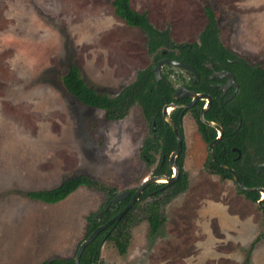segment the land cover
Listing matches in <instances>:
<instances>
[{
  "label": "rangeland",
  "instance_id": "1",
  "mask_svg": "<svg viewBox=\"0 0 264 264\" xmlns=\"http://www.w3.org/2000/svg\"><path fill=\"white\" fill-rule=\"evenodd\" d=\"M113 1L0 0V264L73 258L88 217L101 213L107 200L89 187L56 204L28 193L87 175L119 194L139 188L151 174L139 157L148 135L140 106L109 121L63 82L77 65L90 88L115 97L154 66L146 34L126 25ZM131 6L157 29L169 28L177 44L199 42L210 7L224 46L264 68V0H131ZM163 71L178 86V75L189 79L180 69ZM184 125L185 168L193 174L188 190L162 207L165 223L155 235L145 211L152 199L141 203L126 254L106 241L103 262L264 264L263 210L232 181L203 172L206 145L192 119Z\"/></svg>",
  "mask_w": 264,
  "mask_h": 264
},
{
  "label": "trees",
  "instance_id": "2",
  "mask_svg": "<svg viewBox=\"0 0 264 264\" xmlns=\"http://www.w3.org/2000/svg\"><path fill=\"white\" fill-rule=\"evenodd\" d=\"M113 6L116 15L123 20L126 25L139 28L146 34L148 38V50L154 57V65L158 60L163 58V52L167 51L168 57L189 64L203 76L205 72L204 62L208 60L214 61L217 58H234V54L228 50L220 40L217 16L210 7L206 10L209 22L201 33L199 42L193 44H177L172 39L169 28L159 30L154 27L147 13H140L132 8L131 0H114ZM257 70L264 78V68L258 67ZM164 77L167 79L166 75H164ZM63 82L68 92L83 105L105 111L106 118L109 121L125 118L132 107L139 105L143 107L150 121H153L152 118H154L159 126H164L162 109L165 104L175 101L172 97L175 88L164 80L158 81L156 79L154 66L140 71L136 81L125 87L115 97L100 94L90 88L83 80L77 65L71 67L70 72L64 76ZM191 85V88L198 92H203L205 90L202 81L198 84L192 82ZM201 105L202 103L199 104V106ZM199 124L203 131L204 128H207L200 120ZM165 127H167V132H169V134L167 133L168 136L164 133L165 143L168 146L166 148V154L168 156L170 152L176 148L177 142L169 126ZM214 137L215 134L213 136L206 135L207 141H210ZM178 164L181 166L182 162L179 161ZM212 164L217 170V173L224 174L225 178H232L228 172L221 169L216 163L213 162ZM169 172L171 171L169 170ZM259 182L262 183V181H257L255 184ZM188 185L189 181L187 175L183 174L177 179L174 186L169 188L170 190L164 192L159 191L158 189L162 184H153L149 186L141 195L139 201L135 203L134 207L120 221L115 222L109 228L101 232L100 235L86 247L80 260L81 264H105L102 260L101 253L106 241H114L119 252L125 255L131 238V229L135 219L134 213L139 208L140 204L146 202L149 198L152 199V202L147 204L145 211L147 213V220L150 224L151 234L155 235L165 223V217L161 213L162 207L168 201L185 192L188 189ZM80 187L97 189L104 192L107 196L106 203L100 211L102 212V216L98 217L97 213L88 217L89 227L85 240L100 226L105 225L120 214L128 206L137 190H130V196L127 199L119 203H113V198L118 194L116 188L108 187L87 175H78L77 177L65 181L55 189L30 192L28 193V197L47 204H56L67 199ZM154 191H156V193L152 195ZM240 192L246 194V196L254 202H257L259 198V193L257 192H246L243 190H240ZM160 197H164V199L161 200ZM262 210L264 212V209ZM78 250L73 258H54L42 264H76Z\"/></svg>",
  "mask_w": 264,
  "mask_h": 264
},
{
  "label": "flooded vegetation",
  "instance_id": "3",
  "mask_svg": "<svg viewBox=\"0 0 264 264\" xmlns=\"http://www.w3.org/2000/svg\"><path fill=\"white\" fill-rule=\"evenodd\" d=\"M230 51L234 54V58H217L214 61L208 60L204 62L205 72L203 76L189 64L172 59L167 56V51L163 52V58L158 60L154 65L155 77L157 64L165 58L188 65L191 69L169 63H165L162 66V79L160 80L170 83L171 86L175 88L172 94L175 101L165 104L162 109L164 126H159L154 118H152L153 121H150L145 110L140 106L148 126V135L143 139L139 157L148 168H152L150 176L146 179L160 176L172 178L175 175V169L171 168V156L178 149V139L172 126L165 118L164 110L168 105L181 106L175 108L169 107L167 109L168 116L177 126L183 141L182 152L176 158V163L180 168L179 177L186 174L188 181H190L193 175L185 168L187 144L184 124L185 119L190 118L196 124L197 135L206 145V157L204 161L205 171L203 172L211 174L212 176H218L223 181H232L236 185L238 192L242 194L246 200L257 203L259 208L264 209L259 206V201L264 198L263 193L260 191H248L243 189L236 182L234 174L230 172V170H233L245 187L264 190V78L257 70L260 66L252 65L245 59L237 56L232 50ZM165 66L170 70H183L189 75V79L186 80L178 75L177 80L180 81V85H176L171 79L169 74L170 71L166 73L163 71ZM164 75L167 76V79ZM255 78H257V80ZM201 81L205 89L203 92H198L191 88L192 82L198 84ZM183 87H187L190 91L198 94L207 95L211 98V101L205 98L197 101L193 107L186 109L185 106L193 101L192 98L188 96H184L180 99L174 98V94ZM200 103H202L201 106H199ZM203 110H206V120L213 122L217 127L203 122ZM199 120L207 127L206 129L204 128V131L199 124ZM165 126H169L177 142L176 148L170 152L168 156L166 154V148L168 146L165 143V135L168 136L169 132H167L168 129ZM221 130H223L222 136ZM164 133L166 134L164 135ZM214 134L215 137L207 141L206 135L213 136ZM218 138H221V140L213 145L211 151V143ZM179 161L182 162L181 166L178 164ZM213 162L221 169L228 172L232 178H225L224 174L217 173V170L213 167ZM221 165L228 167V170L224 169ZM169 170L171 172H169ZM257 181H262V183L259 182L255 184ZM154 184H162L158 190L164 192L170 190L169 188L173 187L175 183L171 186H167L166 183ZM149 186L144 191H146ZM240 190L259 193L257 202L248 198L246 194L241 193ZM155 193L156 191H154L152 195H155Z\"/></svg>",
  "mask_w": 264,
  "mask_h": 264
},
{
  "label": "water",
  "instance_id": "4",
  "mask_svg": "<svg viewBox=\"0 0 264 264\" xmlns=\"http://www.w3.org/2000/svg\"><path fill=\"white\" fill-rule=\"evenodd\" d=\"M165 63H169V64H173V65H176V66H180V67H185V68H188V69H191L190 66L188 65H185V64H182L178 61H174V60H171V59H168V58H165V59H162L161 61H159V63L157 64L156 66V69H155V72H156V78L157 80H160L162 79V75H161V68L162 66L165 64ZM184 96H188L190 98L193 99V101L185 106L186 109L188 108H191L195 105V103L199 100H203L205 98H208L210 101H211V98L207 95H204V94H198L196 92H193V91H190L187 87H183V88H180L175 94H174V98L175 99H180ZM169 107H172V108H175V107H181V106H177V105H168L165 107V110H164V115H165V118L166 120L170 123V125L172 126L174 132L176 133V136H177V139H178V149L176 150V152H174L171 156V168L172 169H175V175L172 177V178H168L166 176H160V177H153V178H149V179H146L144 181V183L136 190L135 194L133 195V197L131 198V201L130 203L128 204V206L120 213L118 214L116 217H114L112 220H110L108 223H106L105 225H102L100 226L95 232H93V234L87 238L80 246L79 250H78V253L76 255V264H81L80 260H81V257H82V254L84 252V250L86 249V247L92 242L94 241L99 235L101 232H103L104 230H106L107 228H109L112 224H114L115 222H118L120 221L135 205V203L137 201H139V198L140 196L142 195V193L144 192V190L149 186V185H152L154 183H166L167 186H171L173 185L179 175H180V168L179 166L177 165L176 163V158L180 155V153L182 152V148H183V141H182V138L180 136V133L178 131V128L177 126L175 125V123L172 121V119L168 116V113H167V109ZM205 112L206 110H203L202 112V120L204 123H207L209 125H212V126H215L217 127L216 124H214L213 122H209L206 120L205 118ZM223 135V130H221V136ZM221 138H218L216 140H214L211 145H210V149L212 151V147L213 145L220 141ZM223 166V165H221ZM224 169L228 170V167H225L223 166ZM231 173L234 174V177H235V180L236 182L239 184L240 187H242L243 189H246L248 191H260L263 193L264 195V190L263 189H260V188H247L245 187L239 180L238 176L236 175V173L233 171V170H230ZM130 196V191H125L123 193H119L117 194L112 202L113 203H119L120 201H123L125 199H127L128 197ZM263 202H264V198H262L260 201H259V206L264 208V205H263ZM102 216V212L98 214V217H101Z\"/></svg>",
  "mask_w": 264,
  "mask_h": 264
},
{
  "label": "crops",
  "instance_id": "5",
  "mask_svg": "<svg viewBox=\"0 0 264 264\" xmlns=\"http://www.w3.org/2000/svg\"><path fill=\"white\" fill-rule=\"evenodd\" d=\"M214 242V241H213Z\"/></svg>",
  "mask_w": 264,
  "mask_h": 264
}]
</instances>
